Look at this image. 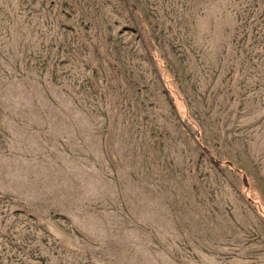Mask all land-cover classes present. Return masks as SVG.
<instances>
[{
	"label": "rangeland",
	"instance_id": "obj_1",
	"mask_svg": "<svg viewBox=\"0 0 264 264\" xmlns=\"http://www.w3.org/2000/svg\"><path fill=\"white\" fill-rule=\"evenodd\" d=\"M0 264H264V0H0Z\"/></svg>",
	"mask_w": 264,
	"mask_h": 264
},
{
	"label": "trees",
	"instance_id": "obj_2",
	"mask_svg": "<svg viewBox=\"0 0 264 264\" xmlns=\"http://www.w3.org/2000/svg\"><path fill=\"white\" fill-rule=\"evenodd\" d=\"M163 79V78H162ZM220 163V162H219Z\"/></svg>",
	"mask_w": 264,
	"mask_h": 264
}]
</instances>
